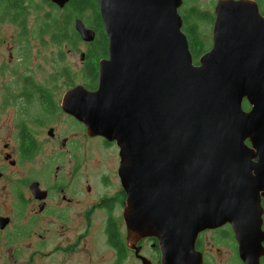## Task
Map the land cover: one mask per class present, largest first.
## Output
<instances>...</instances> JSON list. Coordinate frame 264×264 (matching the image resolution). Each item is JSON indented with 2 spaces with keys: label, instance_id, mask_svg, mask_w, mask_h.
<instances>
[{
  "label": "water",
  "instance_id": "95a60500",
  "mask_svg": "<svg viewBox=\"0 0 264 264\" xmlns=\"http://www.w3.org/2000/svg\"><path fill=\"white\" fill-rule=\"evenodd\" d=\"M68 1L50 0L58 8ZM96 2L108 57L99 62L96 89L66 90L61 107L88 135L118 147L127 243L154 237L161 264H200L198 233L229 223L240 257L257 264L264 194V17L257 3L217 0L212 47L194 64L178 12L183 0ZM74 29L93 41L80 18ZM5 223L0 218V228Z\"/></svg>",
  "mask_w": 264,
  "mask_h": 264
},
{
  "label": "flooded vegetation",
  "instance_id": "af4514ba",
  "mask_svg": "<svg viewBox=\"0 0 264 264\" xmlns=\"http://www.w3.org/2000/svg\"><path fill=\"white\" fill-rule=\"evenodd\" d=\"M253 1L264 17V0ZM211 19L212 30L214 13ZM85 27L95 36L91 42L81 39L83 50L61 44L65 55L79 53L64 90H22L12 103L17 105L12 113L15 141L0 135V218H6L0 228V264H161L156 238L126 241V195L115 141L88 135L84 124L61 107L66 90L76 85L96 89L99 62L108 57L94 25ZM242 105L249 110L245 99ZM260 204L262 232L253 247L258 249L256 263L264 264L263 193ZM194 250L200 264H246L229 223L198 233Z\"/></svg>",
  "mask_w": 264,
  "mask_h": 264
},
{
  "label": "rangeland",
  "instance_id": "374dc122",
  "mask_svg": "<svg viewBox=\"0 0 264 264\" xmlns=\"http://www.w3.org/2000/svg\"><path fill=\"white\" fill-rule=\"evenodd\" d=\"M217 0H183L178 8L180 16L186 15L188 22L198 21L195 17L194 10L205 15L199 23V35L203 43V48L208 50L211 44V16ZM264 6V4H263ZM45 12H49L53 23L52 29L43 37V42L37 40L38 29L33 27L26 41L22 40L14 25L4 22L0 24V124L4 125V130L0 135L5 141H15V131L12 123V113L17 105H12V97L20 95V92L30 91L25 87V80L33 82L34 86L64 90V83L68 80L69 68L74 71V66L79 61V53L72 56L65 55L66 48L57 46L51 42L52 37L57 30H61V19L65 17V10L55 7H45ZM186 12V13H185ZM35 17V16H34ZM33 15L29 17V26L34 21ZM85 26L92 24L90 12L82 11L79 17ZM56 22V25H55ZM73 25V22H72ZM59 32V31H58ZM80 49H84L81 40L76 42ZM69 47V46H68ZM4 95L11 96V101L7 106H3L5 101ZM18 100V99H17ZM3 101V102H1ZM17 103V102H16Z\"/></svg>",
  "mask_w": 264,
  "mask_h": 264
},
{
  "label": "trees",
  "instance_id": "16d2710c",
  "mask_svg": "<svg viewBox=\"0 0 264 264\" xmlns=\"http://www.w3.org/2000/svg\"><path fill=\"white\" fill-rule=\"evenodd\" d=\"M45 7L58 8L52 4L50 0H0V24L7 22L14 25L18 31V36L24 41H26L31 29L33 27H37V40L41 43L43 42V37L50 32L49 30L52 29L53 26L49 12H45V14L43 13ZM61 10H65L66 14L65 17L61 19V24L66 23V26L64 27L62 25L61 30H57L55 32L56 34L53 35L51 42L55 41L57 46H61V44L73 45L76 44L77 41L81 40L79 34L74 29V19L79 17L82 11L87 10L90 12L91 21L94 19L92 24L97 30V41L101 40V42L103 41L102 43L107 44V36L105 34L96 0H69L66 5L61 8ZM194 13L195 17H198V21L194 20L192 22H188L185 19L186 15H182V31L187 37L189 50L194 60H196L206 51V48H203V43L200 39L198 23L206 17L204 14L199 12L198 9H195ZM32 15L33 17L35 16L34 21L29 26V17ZM25 84V87L29 90L39 89L40 91L47 89L37 85L34 86L33 82L28 81V79L25 80ZM4 97L5 101L1 102H3V106H7L6 103L11 101V96L4 95ZM10 103H15V97H12V101Z\"/></svg>",
  "mask_w": 264,
  "mask_h": 264
}]
</instances>
